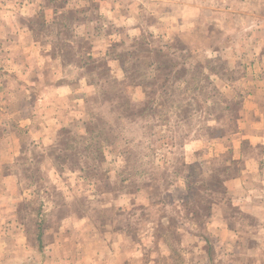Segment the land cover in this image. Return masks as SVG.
Listing matches in <instances>:
<instances>
[{"label": "rangeland", "instance_id": "rangeland-1", "mask_svg": "<svg viewBox=\"0 0 264 264\" xmlns=\"http://www.w3.org/2000/svg\"><path fill=\"white\" fill-rule=\"evenodd\" d=\"M0 264H264V0H0Z\"/></svg>", "mask_w": 264, "mask_h": 264}, {"label": "crops", "instance_id": "crops-1", "mask_svg": "<svg viewBox=\"0 0 264 264\" xmlns=\"http://www.w3.org/2000/svg\"><path fill=\"white\" fill-rule=\"evenodd\" d=\"M221 233H222V231H221ZM221 233H220V234H221ZM235 233H236V232H235Z\"/></svg>", "mask_w": 264, "mask_h": 264}, {"label": "trees", "instance_id": "trees-1", "mask_svg": "<svg viewBox=\"0 0 264 264\" xmlns=\"http://www.w3.org/2000/svg\"><path fill=\"white\" fill-rule=\"evenodd\" d=\"M150 108H152V106Z\"/></svg>", "mask_w": 264, "mask_h": 264}]
</instances>
